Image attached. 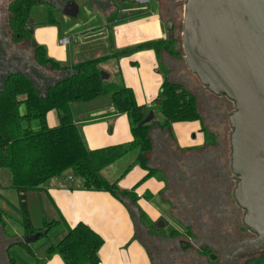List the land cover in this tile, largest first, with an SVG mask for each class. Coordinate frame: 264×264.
Here are the masks:
<instances>
[{"label":"trees","instance_id":"1","mask_svg":"<svg viewBox=\"0 0 264 264\" xmlns=\"http://www.w3.org/2000/svg\"><path fill=\"white\" fill-rule=\"evenodd\" d=\"M54 1L59 2V0H11L7 5V36L9 35L14 44L29 42L32 63L35 64L28 65L25 59L22 67L11 69L4 74L0 73V170L10 176L9 184L5 187L12 188L18 193L25 235L33 236L39 233L37 239L29 242L21 239L12 246L21 249L32 264H46L54 255H59L65 264H103L99 255L105 243L102 234L84 221L69 226L59 212L57 219L45 221L41 227H34L29 210V194L44 191L45 184L52 179H67L69 175H76L81 178V187L84 190L104 191L120 200L129 197L132 202H136L135 187L121 189L118 180H109L103 174V170L136 151L135 160L122 172L121 177L135 165H140L147 170L142 181L146 180L157 173L156 169L148 165V153L153 149L150 137L152 129L160 128L172 134L173 124L202 120V115L197 95L182 83L170 80L169 70L164 67H162L164 80L158 96L153 101L154 108L137 102L133 89L123 83L120 70L119 78L110 81L107 73L101 69L102 64L144 50H154L159 59L163 52L177 59L182 58L175 36L123 49L115 48L113 26L147 16L152 6L147 5L146 8L142 5L128 6L123 7L130 9L125 10L126 13L123 11V15L112 13L108 18L109 52L65 63L50 57L46 46L38 44L32 47L31 44L34 33L30 30L29 23L33 10L45 5L49 24H56L58 22L54 12L58 8ZM60 1L65 4L68 0ZM134 3L139 4L137 1ZM3 36L0 33L1 42ZM34 65L48 72L46 76L40 74V69H33L36 74H40L37 77L43 80L41 85L28 70V67ZM53 72H56L59 78L47 79L46 77H50ZM104 96L112 98V113H123L128 116L132 140L91 149L81 125L77 122L74 104L89 103ZM52 110L58 114L57 125H50L48 122V114ZM156 113L162 116L159 122H156ZM206 135L211 136L209 132ZM206 144L215 145L216 141L207 139ZM4 215L5 212L0 207V222L4 221ZM140 222L151 231H157V234L164 233L167 229H170L168 232L170 236L179 234V230L171 226L154 229L155 224L144 213L140 214ZM60 227H64L66 233L60 240L54 242L50 239V234ZM44 237L48 238V242L44 253H40L41 247L35 246L34 243ZM8 254L10 264H17L18 260L11 255V250H8Z\"/></svg>","mask_w":264,"mask_h":264},{"label":"crops","instance_id":"2","mask_svg":"<svg viewBox=\"0 0 264 264\" xmlns=\"http://www.w3.org/2000/svg\"><path fill=\"white\" fill-rule=\"evenodd\" d=\"M82 1L83 6H85V1ZM166 4L171 5L170 2ZM151 9V12L143 18L117 23L113 26L116 49L170 37V34L166 35L164 27L170 20L167 21V18L164 17L160 6L159 9L155 7ZM121 11L123 12L125 9ZM108 18L109 15L107 20L98 27L93 26L69 33L60 30L56 25L58 23L49 24L48 18H46L42 22L44 25L34 29V38L37 44L46 46L50 57L60 62H77L100 56L110 50L108 43L110 24L107 22ZM55 19L58 22L56 17ZM64 35L75 36V40L67 47L61 46L59 43V38ZM96 52H100V55L93 54ZM179 60L165 52L161 54L159 59L154 50H144L129 57H122L117 63L120 67L123 83L133 89L137 102L140 105L153 108L155 106L153 101L158 96L164 80L162 67L169 70L168 77L170 80L182 83L194 92V89L189 88L188 84L196 85L195 81ZM109 62L108 64H102V66L104 65L103 67L110 71L114 69V64ZM52 76H57V73L53 72ZM107 77L110 81L116 80L113 75L111 78L108 73ZM187 77L192 78L193 82L188 80ZM52 111L48 114V122H50ZM74 112L77 122L82 127L86 142L91 149L126 143L132 140L130 120L126 114L112 113L111 96L100 97L89 103H76L74 104ZM53 117L55 116L53 115ZM201 130L202 125L199 120L173 124L172 134L168 131L162 132L160 129H152L150 137L153 149L148 153V165L156 169L157 173L159 171L163 172L164 177L159 180L155 177L156 173L142 181L147 174V170L140 165H135L121 177L124 169L118 177L112 179L108 174L111 165L122 162L123 158L103 170V174L109 180H118L121 189L128 190L135 187L136 202H132L127 197L120 200L104 191L84 190L81 187L82 180L77 183L74 177L72 180L64 178L48 181L44 186V191L29 194V210L34 227H41L45 221L57 219L60 213L69 226L84 221L103 235L105 243L99 251L103 264H132L136 257H140L142 262L145 258L147 263L152 264L146 246L142 245L143 243L140 242L137 236V229L138 227L141 228L140 214H146L154 224L165 219V226H172V219L168 215L173 211V206L176 203L181 204L185 201L183 190L195 184L209 187L208 185H212L218 180L216 179L218 178V169L215 170L212 167L217 166L218 162L215 161L217 158H222L219 152L220 148L216 145L221 143L219 141L220 137H217L214 133L210 134L212 133L210 131V137L216 141L215 145L217 147L207 145L205 134ZM171 136L174 137V139L172 138L174 141L171 140ZM161 142H163L162 146H160ZM190 155H194L195 158L190 159ZM116 171L119 172V168H116ZM219 174H221V171ZM2 181H10V176L0 170V186H4ZM183 183L184 186L178 189V184ZM204 183L207 185L205 186ZM11 189L9 187L6 189L0 188V207L5 212L4 221L0 222V247H6V252L11 250L13 256V251L19 250L24 260L15 255L18 260L17 264H32L21 249L12 246L14 242L24 240L26 235L22 226L18 193ZM9 197H12L14 203L18 205L16 209L10 207ZM38 200L45 203L48 206L47 210L50 214H53L52 219L44 217L40 224L34 220L31 210V202L37 204ZM9 210L20 218L21 232L13 229V224L10 223L7 217ZM125 246L130 250L133 257L132 261L125 262L122 259L121 252ZM7 256L9 258V254ZM8 262L10 264V258ZM46 264L65 263L59 255H54Z\"/></svg>","mask_w":264,"mask_h":264},{"label":"water","instance_id":"3","mask_svg":"<svg viewBox=\"0 0 264 264\" xmlns=\"http://www.w3.org/2000/svg\"><path fill=\"white\" fill-rule=\"evenodd\" d=\"M185 1L186 64L204 87L236 106L229 115L234 195L245 210L244 226L257 234L226 251L221 264H236L239 255L264 248V0ZM63 10L76 15L79 5L69 0ZM174 27L167 23L171 38ZM31 44L38 45L34 38Z\"/></svg>","mask_w":264,"mask_h":264},{"label":"rangeland","instance_id":"4","mask_svg":"<svg viewBox=\"0 0 264 264\" xmlns=\"http://www.w3.org/2000/svg\"><path fill=\"white\" fill-rule=\"evenodd\" d=\"M11 0H0V33L3 34V41L1 42L0 38V73L4 74L5 72L14 69V68H20L24 65L23 62L28 61V65H32V51L31 47L29 45V42H25L24 44H14L9 35L7 36V5ZM76 3L79 5V10L76 15H68L64 13V10H61L63 7V1H54L53 3L57 6V10L54 12V16L58 20V24H56L60 30H62L65 33H69L72 31H80L84 30L90 27H98L100 26L104 21L107 20V16L109 17L112 16L113 14H121L123 15L124 13L121 11L123 7H128V6H138L142 5L148 7H155L159 9H162L163 15L167 20L174 21V34L177 39V47L182 53V58L179 60L181 62L182 66L188 70V74L193 77L195 84H188V87L191 89H194V92L196 93L198 97V103L200 107V112L203 116L202 120H199L200 124L202 125V130L201 132H204V137L205 141L207 139H211L208 137L209 135H206L208 132L212 131L210 134H215L217 137H220L219 141L221 142L220 144H216L219 147L223 148L225 150V155H226V163L229 165L230 163V169H231V133L233 131L230 122H229V115L235 111L236 106L235 102H233L231 99H229L226 96H219L211 91H209L204 85L201 84L199 79L195 74H193L185 61V53L182 47V33H183V22H184V7H185V0H172V1H165V0H84L85 1V6H83V1L81 0H75ZM138 2L139 4H135L134 2ZM87 2V3H86ZM170 2L171 5H167L166 3ZM80 3V4H79ZM47 7L45 5L39 6L35 8L32 12L30 23H29V28L30 30L34 31V29L38 26L44 25L42 22L46 20L47 17ZM129 9V8H127ZM125 9V10H127ZM130 11H128L129 13ZM109 20V19H108ZM109 22V21H107ZM165 29L167 27V24L164 26ZM81 34V33H80ZM170 34L167 29H166V35ZM80 36V35H79ZM35 39V38H34ZM61 45V44H60ZM63 46V45H61ZM67 47V46H65ZM94 55H100V52L93 53ZM119 60V59H118ZM118 60H112L109 63L114 64V69L113 70H107L105 69L102 65L101 69L105 71V73H108L110 77L112 78V75L115 78H119L120 74L118 73L120 70L119 64L117 63ZM22 62V63H21ZM22 64V65H21ZM35 64V63H34ZM108 64V63H107ZM27 65V66H28ZM106 66V65H105ZM40 69V74H45L48 76V72L45 69L39 68L38 66H30L28 67L29 72L32 74V76L36 79L38 84H43V80L39 79L37 76L40 75L39 73L36 74L33 69ZM164 74V73H163ZM45 76V77H46ZM47 79H57L59 78L58 76H52L46 77ZM188 80H192V78L187 77ZM153 106V105H152ZM154 108V107H153ZM52 115H50V125H57L59 123V118L57 112L54 110L52 111ZM53 115L55 117H53ZM56 118V119H55ZM162 120V116L159 113H156V122H159ZM37 129V127L35 126ZM205 128V129H204ZM159 130L160 128H156ZM162 132L167 131V130H162ZM218 134V135H217ZM220 134V135H219ZM174 137H175V131H174ZM174 137L171 136V140L174 139ZM173 138V139H172ZM194 138V137H192ZM214 138V136H213ZM174 141V140H173ZM219 143V142H218ZM163 145V142H161L160 146ZM214 145V146H216ZM216 146V147H217ZM136 151H133L129 153L126 157L123 158V161L117 164L111 165L112 167L109 169L108 174L110 177L115 178L118 177L119 173L122 172L124 169L128 167V165L132 162V160L136 157ZM196 155V154H194ZM194 155H190L189 158L193 159L195 158ZM199 157V156H198ZM199 159V158H197ZM200 160V159H199ZM116 168H119V172L116 171ZM107 172V171H106ZM75 179V182L78 183V181H81V178L79 176L74 175L73 176ZM156 179H160L161 177L163 178V172L159 171L155 175ZM6 183V184H5ZM223 183V182H221ZM2 184L5 186H8V182H3ZM233 184V187H235L236 181ZM184 186L183 184H178V187L181 188ZM222 186V184H221ZM232 187V191H233ZM8 188V187H6ZM4 188V189H6ZM14 190V189H11ZM13 192V191H12ZM14 192H16L14 190ZM16 194V193H15ZM10 198V197H9ZM126 198V197H125ZM129 198V197H127ZM17 200V199H16ZM177 200V199H176ZM232 203V202H231ZM17 204L14 203L13 198H10V207H13V209L17 208ZM237 210H240V207L238 203L236 202ZM48 206H46L45 203H42L38 200L37 204L36 202L34 203L33 201L31 202V210H32V215L34 217V220L38 224L41 223L42 219L48 218L52 219L53 214H50V212L47 210ZM197 208V207H196ZM195 208V209H196ZM194 209V210H195ZM184 212V208L181 207V204L176 203L173 206V211L174 213H179L177 212ZM197 210V209H196ZM171 212V211H170ZM242 215L244 214L243 210H241ZM172 215V214H171ZM242 215L239 217L240 223L238 225H241L243 220H242ZM7 217L10 221L11 224H13V229L15 231H22V226L20 223V218H18L11 210L8 211ZM170 219L171 216H169ZM175 219V218H174ZM157 224V223H156ZM172 226L175 227L179 230V234L177 236H170L168 234L169 230L161 234H157L156 232L151 231L148 227L144 226L141 223V228L137 229V236L140 239V242L143 243L142 245L146 246L148 250V255L150 256L151 263L152 264H169V262H172L174 264H182L181 262L184 260H189V261H197V251L198 249L201 248V244L203 243L205 236H208V238L213 239V227L210 224L209 228H205L207 223L202 222L201 220H196V221H191L189 218V221H178V220H172ZM184 224H188V226H185ZM221 225V224H220ZM157 226V225H156ZM154 226V229L157 228ZM166 226H161L160 229H165ZM66 233V229L64 227L58 228L55 231H53L50 234V239H53L54 242H57L60 240L63 235ZM167 234V235H166ZM189 234V235H187ZM205 234V235H204ZM210 234V235H206ZM151 235L153 237L151 238ZM154 235H161L170 239H165V242H162L158 240ZM204 235V236H203ZM185 238L186 243L190 244V247L193 248L194 253L188 256V254L183 253V245L180 246L181 244V238ZM48 238H42L38 242H35V246L41 247L40 248V253H44L45 248L47 246V240ZM137 239V238H136ZM145 248V247H144ZM145 248V249H146ZM12 253V251H11ZM8 252H6V247H0V262L1 264H9L8 262ZM14 257L15 255L19 257L21 260H24L22 254L19 253V250L13 251ZM121 256L123 261L129 262L133 260V257L131 256L130 250L127 246L124 247V249L121 252ZM132 264H149L146 262L145 258L144 261L142 262L140 257L134 258V262Z\"/></svg>","mask_w":264,"mask_h":264},{"label":"flooded vegetation","instance_id":"5","mask_svg":"<svg viewBox=\"0 0 264 264\" xmlns=\"http://www.w3.org/2000/svg\"><path fill=\"white\" fill-rule=\"evenodd\" d=\"M66 3L61 10L64 9ZM219 148L222 158H217V160H215L216 163L218 162L216 164L217 166L212 167L215 170L218 169V178H216L218 180L215 181L214 184L212 183V185H208L209 187H202L200 185L197 186L198 184H195L191 185L189 188H185L183 190L185 201L181 203V207L184 208V212L177 210L179 213L171 212L168 215V217L171 216L172 220L176 219L181 222L189 221V218L192 222L201 220L202 222L207 223L205 228H209L211 224L214 230L213 239L205 236L204 238L206 239H204L203 243L200 245L201 248L195 251V253L197 252V261L184 260L181 262L182 264H221L226 251L234 243L241 240L252 239L257 236L254 231L244 226V221L241 225H238L240 223L239 217L242 215L241 210H243L244 214L245 210L240 206V210H237V201L234 195L237 179L235 174L232 172V169H230V163L229 165L226 163L225 150L221 147ZM220 171L221 174H219ZM235 181L236 184L235 187H233L232 183ZM244 214L242 215V220L244 218ZM165 221V219L158 221L157 224H155V226L157 225L156 229H160L161 226H165ZM184 225L188 226V224ZM154 236L162 242H165V239L167 238L161 235ZM152 237L153 235H151V238ZM185 240L186 239L184 237L181 238L180 246L183 245V253L190 256L194 253V251L193 248L190 247V244L186 243ZM169 264L174 263L169 262ZM236 264H264V248L239 255L236 258Z\"/></svg>","mask_w":264,"mask_h":264},{"label":"built area","instance_id":"6","mask_svg":"<svg viewBox=\"0 0 264 264\" xmlns=\"http://www.w3.org/2000/svg\"><path fill=\"white\" fill-rule=\"evenodd\" d=\"M74 40H75V36L74 35H64V36L59 38V43L61 45H63V46H69ZM67 179L68 180H72L73 179V175H69Z\"/></svg>","mask_w":264,"mask_h":264}]
</instances>
